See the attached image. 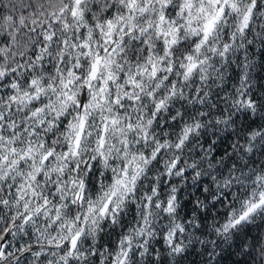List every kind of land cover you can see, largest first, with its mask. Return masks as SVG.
Here are the masks:
<instances>
[{"label":"snow or ice","instance_id":"snow-or-ice-1","mask_svg":"<svg viewBox=\"0 0 264 264\" xmlns=\"http://www.w3.org/2000/svg\"><path fill=\"white\" fill-rule=\"evenodd\" d=\"M257 59L264 0H0V264H220L264 222Z\"/></svg>","mask_w":264,"mask_h":264},{"label":"trees","instance_id":"trees-1","mask_svg":"<svg viewBox=\"0 0 264 264\" xmlns=\"http://www.w3.org/2000/svg\"><path fill=\"white\" fill-rule=\"evenodd\" d=\"M257 67L255 69V79L258 83H264V68H261V61L257 59L256 61ZM246 235L242 234L241 238H238L231 242V247L227 244L222 245L223 253L220 259V264H235L236 261H240L241 264H245V258L242 256H238L235 253L240 246L241 239L247 243H251L252 237H259L260 235L264 234V222H261L257 219L254 225H250L246 229ZM202 248L200 245H196L194 250H190V253L186 255L185 259L182 261V264H203L206 257L201 255ZM219 251V249H218ZM31 257H27L22 261V264H29ZM247 264H252V258L247 259Z\"/></svg>","mask_w":264,"mask_h":264}]
</instances>
